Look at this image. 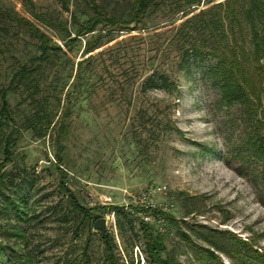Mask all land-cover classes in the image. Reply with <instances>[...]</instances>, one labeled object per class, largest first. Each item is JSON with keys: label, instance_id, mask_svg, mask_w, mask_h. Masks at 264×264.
<instances>
[{"label": "rangeland", "instance_id": "1", "mask_svg": "<svg viewBox=\"0 0 264 264\" xmlns=\"http://www.w3.org/2000/svg\"><path fill=\"white\" fill-rule=\"evenodd\" d=\"M30 1L37 13L57 17L69 30L72 13L88 3ZM94 1L117 14L133 0ZM188 1L161 0L144 15L146 28L117 32L94 51L104 49L89 71L93 90L76 103L63 140L66 189L51 142L26 128L27 90L8 94L19 132L11 161L2 169L1 263L101 264L104 243L92 222L104 218L117 264H149L140 219L162 233L176 264H264V158L253 150L240 152L250 132L245 108L220 101L205 75L213 59L206 56L186 71L168 42L182 20L223 0H200L190 7ZM0 6L61 43L22 0H0ZM216 12L212 8L207 16ZM197 32L202 44L206 35ZM33 51L34 40L23 29L0 28V89L7 86L10 70ZM69 56L81 59V48L74 46ZM64 67L66 75L71 63ZM51 69L41 67L43 82ZM164 71L174 83L168 91L145 82ZM257 116L264 134V92ZM69 191L81 206L92 208V218L72 209ZM147 207L165 214L141 210Z\"/></svg>", "mask_w": 264, "mask_h": 264}, {"label": "trees", "instance_id": "2", "mask_svg": "<svg viewBox=\"0 0 264 264\" xmlns=\"http://www.w3.org/2000/svg\"><path fill=\"white\" fill-rule=\"evenodd\" d=\"M160 1L133 0L126 11L116 14L100 8L94 0H88L86 7H79L72 13L73 28L69 30L57 17L37 13L30 0H22L36 21L52 28L60 44L30 20L0 6V28L15 24L34 40L33 53L10 70L7 86L0 89V184L2 169L11 161L19 132L9 106L8 94L21 87L27 90L30 116L25 117L26 128L37 138H47L51 142L54 160L61 173L60 184L66 189L63 176L67 171L60 168L63 140L67 136L68 119L76 103L88 98L93 90L89 71L93 62L103 55L104 49L94 51L113 41L117 32H130L137 29L138 25L139 29L146 28L143 26L144 15ZM187 4L188 7L199 5L200 0H190ZM212 8L217 12L207 16ZM189 13L186 12L184 16ZM244 21L248 25L247 29L243 25ZM173 29L168 42L178 50V66L187 71L196 61L199 62L206 56L213 59V62L206 65L205 75L212 79V85L219 90L220 101L229 106H243L250 122V132L247 133L240 152L253 150L254 156L258 154L264 158V134L260 130L262 121L257 116L264 92V0H223L209 9L191 14ZM195 32L206 35L202 37V44L196 40ZM87 35L90 36L84 38ZM76 45L81 48L82 58L72 61L69 53ZM65 63H71V71L66 75L62 73ZM43 65L52 68L50 77L45 82L43 80L46 77L41 71ZM145 82L150 85L158 84L166 91L174 84L165 71L156 77L152 73ZM8 128L9 131L5 133ZM67 199L72 209L83 217L92 218V208L81 206L70 195V191L67 192ZM141 210L152 213L155 217L165 214L159 208L147 207ZM139 221L148 263L176 264L157 227L148 221ZM100 237L105 249L101 264H117L110 236L100 233ZM2 248L0 246V257Z\"/></svg>", "mask_w": 264, "mask_h": 264}, {"label": "water", "instance_id": "3", "mask_svg": "<svg viewBox=\"0 0 264 264\" xmlns=\"http://www.w3.org/2000/svg\"><path fill=\"white\" fill-rule=\"evenodd\" d=\"M70 195L73 196L72 193H70ZM105 225H106V220L104 218H97L93 222V229L99 230L101 234H104Z\"/></svg>", "mask_w": 264, "mask_h": 264}, {"label": "built area", "instance_id": "4", "mask_svg": "<svg viewBox=\"0 0 264 264\" xmlns=\"http://www.w3.org/2000/svg\"><path fill=\"white\" fill-rule=\"evenodd\" d=\"M158 190H160V188L158 187L157 188ZM142 196H143V200L145 199V194H142Z\"/></svg>", "mask_w": 264, "mask_h": 264}]
</instances>
